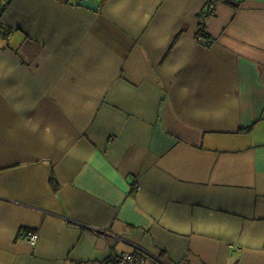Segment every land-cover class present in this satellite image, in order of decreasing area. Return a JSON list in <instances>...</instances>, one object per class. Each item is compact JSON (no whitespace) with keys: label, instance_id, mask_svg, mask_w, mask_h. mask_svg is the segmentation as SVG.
Segmentation results:
<instances>
[{"label":"crops","instance_id":"0c3cea01","mask_svg":"<svg viewBox=\"0 0 264 264\" xmlns=\"http://www.w3.org/2000/svg\"><path fill=\"white\" fill-rule=\"evenodd\" d=\"M82 1L0 0V264H264V0Z\"/></svg>","mask_w":264,"mask_h":264},{"label":"built area","instance_id":"2783aa9c","mask_svg":"<svg viewBox=\"0 0 264 264\" xmlns=\"http://www.w3.org/2000/svg\"><path fill=\"white\" fill-rule=\"evenodd\" d=\"M209 5L212 4V2L208 3ZM213 5V4H212ZM213 13V8L209 6V8L205 11V13H200L198 16V21L200 25H203L205 20L211 16ZM1 30V28H0ZM1 32V31H0ZM101 234H107V231H99ZM25 238L28 241V243L32 246L36 245L38 241V234L35 232H27L25 233ZM146 257H149L146 252L141 250L140 248H134L130 251H123L115 253L110 261V264H147L146 263ZM156 262H159L156 258H153ZM160 263V262H159Z\"/></svg>","mask_w":264,"mask_h":264},{"label":"water","instance_id":"95a60500","mask_svg":"<svg viewBox=\"0 0 264 264\" xmlns=\"http://www.w3.org/2000/svg\"><path fill=\"white\" fill-rule=\"evenodd\" d=\"M81 5H83V6H87L88 8H90V9H92V10H96V5L94 4V3H92V2H89V1H86V0H84V1H82L81 2Z\"/></svg>","mask_w":264,"mask_h":264},{"label":"rangeland","instance_id":"374dc122","mask_svg":"<svg viewBox=\"0 0 264 264\" xmlns=\"http://www.w3.org/2000/svg\"><path fill=\"white\" fill-rule=\"evenodd\" d=\"M146 263L147 264H160V263L156 262L155 260H153L150 257H146Z\"/></svg>","mask_w":264,"mask_h":264},{"label":"trees","instance_id":"16d2710c","mask_svg":"<svg viewBox=\"0 0 264 264\" xmlns=\"http://www.w3.org/2000/svg\"><path fill=\"white\" fill-rule=\"evenodd\" d=\"M209 1L212 2V4L215 5L217 0H209ZM198 33L204 35V29L201 27V25H200Z\"/></svg>","mask_w":264,"mask_h":264}]
</instances>
